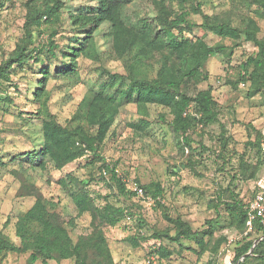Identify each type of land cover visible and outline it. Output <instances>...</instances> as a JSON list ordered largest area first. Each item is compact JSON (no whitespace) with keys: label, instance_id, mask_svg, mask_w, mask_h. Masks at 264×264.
Here are the masks:
<instances>
[{"label":"rangeland","instance_id":"374dc122","mask_svg":"<svg viewBox=\"0 0 264 264\" xmlns=\"http://www.w3.org/2000/svg\"><path fill=\"white\" fill-rule=\"evenodd\" d=\"M1 2L0 63L26 36L28 15L54 0ZM60 3L55 16H43L32 23L34 37L29 48L43 46L38 59L15 65L9 79L0 80V233L19 247L5 252L0 264H43L42 259L31 260V246L22 250L17 233L20 215L39 199L68 229L74 243L83 247L78 261L75 257L52 259L49 264H235L236 249L250 239L257 243L262 236L256 228L251 232L247 225L240 228L225 204L235 195L247 203L264 185V150L260 147L264 140V88L241 80L240 74L260 47L247 39L245 32L230 38L199 28L185 30V36H203L209 45L233 47L230 59L222 54L209 57L198 84L189 87L192 93L211 90L218 120L208 125L193 122L185 139L173 129L175 114L170 104L140 103L119 94L113 121L97 143L98 124L91 123L90 117L100 106L96 101L102 96L101 82L108 79L107 72L117 73L126 89L137 78L177 76L181 62L168 49L149 51L139 43L124 48L110 21L93 26L88 18L97 11L88 7L99 5L95 0ZM196 3L210 17L253 30L259 40L264 39V8L256 0H126L121 16L132 31L146 34L148 28L157 26L160 16L173 15L182 8L190 12V21L200 22ZM70 45L82 49L78 57L65 59ZM73 60L75 70L55 73ZM46 65L51 73L39 91L38 81ZM37 91L42 93L40 98ZM188 110L196 115L193 103ZM49 119L94 138L97 153L89 151L68 162L51 152L42 156L43 125ZM103 160L116 166L126 190L133 180L159 182L164 190L162 203L151 205L146 196L125 195L103 171ZM108 206L130 210L133 216L126 214L115 224L105 223L100 210ZM168 216L179 217L198 230L207 229L206 222L212 219L213 232L202 241L193 236L177 242L155 238L158 232L175 234L176 226ZM36 228L32 225L29 231ZM132 236L136 242L130 240ZM222 237L225 240L215 250ZM161 245L168 255L157 250ZM251 254V250L247 252ZM257 258L250 264H264Z\"/></svg>","mask_w":264,"mask_h":264},{"label":"trees","instance_id":"16d2710c","mask_svg":"<svg viewBox=\"0 0 264 264\" xmlns=\"http://www.w3.org/2000/svg\"><path fill=\"white\" fill-rule=\"evenodd\" d=\"M99 5L95 7H88V9L96 10L97 13L94 17L88 18L89 22L94 26H98L102 21H110L115 24V30L121 36L124 48H130L139 43L148 47L149 51H159L161 49H168L177 55L181 62L179 73L177 76L170 74L168 77H158L155 79L141 78L134 79L130 82L129 86L124 89L121 87L120 77L117 73L107 72L108 79L101 82L102 96L96 101L97 109L93 112L94 116L90 117L91 123L98 124L96 135H94L97 143L104 139L106 131L109 129L116 106L114 102L120 94L122 98H133L137 102H163L171 105L175 118L172 122L173 129L179 132L186 139L193 122H198L203 125H208L218 120V112L215 108V101L213 99L210 89L196 90L194 93L190 92L189 87L197 85L199 77L202 74L205 63L209 57L222 54L230 59L233 54V47L225 44L209 45L203 39V36L193 35L192 38L184 35V31L194 32L195 28L201 29L203 32L210 30L214 33L230 38H239L242 32H245L247 39L252 40L260 47L259 54L256 57L250 56L244 63V69L240 72L241 80H251L256 84L257 88H264V39L259 40L253 30L241 29L233 26L230 22L225 20H217L203 13L200 9V3L195 12L201 15V21H190V12L181 9L173 15L164 14L157 19V26L148 28V33H136L128 28L122 20L121 10L126 0H95ZM264 8V0H256ZM2 2L0 0V6ZM60 0H54L52 5H47L43 10L36 11L27 17L25 23L26 36L20 41L14 52L3 62L0 63V80L9 79L12 68L15 65L27 62L32 58L38 59V55L43 50L42 47L33 46L34 33L32 30V23L38 21L39 18L47 16L49 18L55 16L60 10ZM194 8V7H193ZM87 10V9H86ZM178 30V34L173 33V30ZM86 32V31H83ZM204 35V34H203ZM78 40L80 37L74 35ZM82 46V45H81ZM82 48L76 45H70V49L65 51L63 57H78ZM51 54L53 50L51 47L48 49ZM72 59V58H71ZM230 61V60H229ZM250 67L253 69L250 71ZM76 68V61L64 63L55 73L65 74L73 71ZM42 77L38 81V90H42L45 82L51 73L49 65L43 67ZM254 84V86H255ZM36 92V97L40 98L42 93ZM195 105V113H191L188 109L191 104ZM198 115V116H197ZM143 125H147V122ZM45 136V147L40 152L42 156L52 153L56 156L63 157L65 161L75 160L86 152L92 151L97 153V145H94V138L70 130L64 127L53 119L46 120L43 125ZM264 142V140L262 141ZM262 143L260 147L262 150ZM263 151V150H262ZM264 152V151H263ZM35 154V153H33ZM30 155V154H29ZM110 174L111 179L116 183L119 190L125 195L132 198L136 195L131 190H126V184L122 180L121 175L117 172L116 166L111 165L109 162L103 160V171ZM138 181L143 189L146 197L156 199L157 204L162 203L164 197L163 187L159 182H151L142 184ZM129 189V188H128ZM79 196V199H83ZM230 214L237 222L240 228L246 227L247 222V207L249 202L243 203L242 199L234 196L232 202H226ZM132 215L130 210H125L122 207L114 208L108 206L104 210H100V215L108 224H115L122 217ZM133 216V215H132ZM169 220L175 224L176 232L171 235L168 232L154 233L155 238L166 237L171 242H177L181 239H187L191 236L196 237L197 240L202 241L206 234L213 232V220L210 219L206 223L207 229L198 230L194 229L190 224L186 223L181 218H173L168 216ZM35 225V230L29 231L30 227ZM257 231L262 232L261 239L255 244L254 240L250 239L243 243L236 249V255L233 259L235 264H250L254 257L259 260H264V225L260 222L255 223ZM17 233L21 237L22 250L33 248L31 260L34 262L42 259L43 264H49V260L56 259H78L82 256L83 247L80 243H74L68 229L64 224L56 221L52 213L47 208L46 204L40 199L27 210V212L20 215L17 222ZM30 240V241H28ZM131 241L136 242V237H130ZM225 237L220 239L215 250L219 249ZM30 244V245H29ZM94 246L99 247V243ZM19 247L0 233V260L2 255L7 252L17 251ZM163 255H168L166 247L159 246L157 249ZM252 252L247 255V252ZM244 257L242 261L240 259ZM80 264V263H76Z\"/></svg>","mask_w":264,"mask_h":264},{"label":"built area","instance_id":"2783aa9c","mask_svg":"<svg viewBox=\"0 0 264 264\" xmlns=\"http://www.w3.org/2000/svg\"><path fill=\"white\" fill-rule=\"evenodd\" d=\"M262 150H264V142H262ZM129 189L136 193V195L145 196L144 189L142 185L133 180L128 185ZM262 189H259L257 193L251 198L247 207V231L251 232L255 229V223L260 222L264 225V185H261ZM151 205H155L156 199L152 197H147ZM232 264V261L229 262Z\"/></svg>","mask_w":264,"mask_h":264},{"label":"water","instance_id":"95a60500","mask_svg":"<svg viewBox=\"0 0 264 264\" xmlns=\"http://www.w3.org/2000/svg\"><path fill=\"white\" fill-rule=\"evenodd\" d=\"M255 244H256V242H255Z\"/></svg>","mask_w":264,"mask_h":264}]
</instances>
